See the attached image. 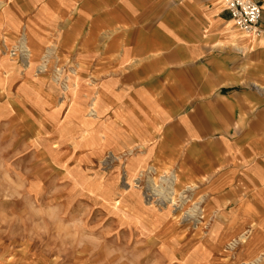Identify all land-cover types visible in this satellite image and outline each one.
<instances>
[{
	"label": "crops",
	"instance_id": "1",
	"mask_svg": "<svg viewBox=\"0 0 264 264\" xmlns=\"http://www.w3.org/2000/svg\"><path fill=\"white\" fill-rule=\"evenodd\" d=\"M256 1L254 38L225 0H0V58L4 39L24 38L37 68L53 69L28 77L42 106L20 97L42 125L56 128L46 112L79 125L66 117L71 103L96 139L87 159L121 155L124 178L153 167L196 186L214 249H191L201 258L191 264H264V0ZM59 65L74 95L66 97ZM226 243L230 263L216 256ZM9 258L0 247V264H44Z\"/></svg>",
	"mask_w": 264,
	"mask_h": 264
},
{
	"label": "rangeland",
	"instance_id": "2",
	"mask_svg": "<svg viewBox=\"0 0 264 264\" xmlns=\"http://www.w3.org/2000/svg\"><path fill=\"white\" fill-rule=\"evenodd\" d=\"M4 41L7 47L2 46L0 58V247L7 250L9 261L25 257L44 264H191L201 259L186 255L193 248L210 249L211 221L196 186L181 183L172 170L153 167L124 178L121 155L105 153L87 159L96 139L87 138L84 115L71 103L66 117L74 116L80 124L70 120L63 125L59 114L46 112L56 126L49 128L21 101L22 96L36 108L42 106L37 84L28 83V77L53 73V69L49 64L37 68L29 48L28 63L12 56L10 50L19 42L16 39L12 46ZM56 68L66 97L74 95L71 72L64 73L69 68ZM20 75L19 82L15 78ZM116 173L119 179L110 177ZM232 251L226 243L220 252L210 251L208 259L216 261L212 257L216 252L230 263L234 261Z\"/></svg>",
	"mask_w": 264,
	"mask_h": 264
},
{
	"label": "built area",
	"instance_id": "3",
	"mask_svg": "<svg viewBox=\"0 0 264 264\" xmlns=\"http://www.w3.org/2000/svg\"><path fill=\"white\" fill-rule=\"evenodd\" d=\"M228 13L236 27L250 37H258L262 33L259 27L262 9L256 0H225ZM10 54L21 61L26 57V50L19 43L10 50Z\"/></svg>",
	"mask_w": 264,
	"mask_h": 264
},
{
	"label": "bare ground",
	"instance_id": "4",
	"mask_svg": "<svg viewBox=\"0 0 264 264\" xmlns=\"http://www.w3.org/2000/svg\"><path fill=\"white\" fill-rule=\"evenodd\" d=\"M23 43V42H22ZM23 47H24V49L26 50V57H25V59H27V57H28V55H29V50H28V48H27V46L26 45H24L23 44ZM126 181L127 182H125L126 183V185H128V186H130L131 184H130V182L126 179ZM133 181H137L136 179H133ZM134 183L135 182H133V185H134ZM170 185V184H169ZM167 190V189H166ZM165 194V193H164ZM172 201H173V199H172Z\"/></svg>",
	"mask_w": 264,
	"mask_h": 264
}]
</instances>
